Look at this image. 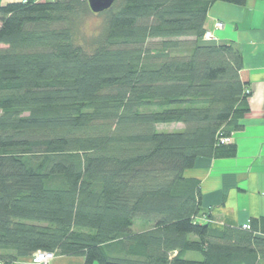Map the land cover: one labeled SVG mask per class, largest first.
<instances>
[{"label":"trees","instance_id":"obj_1","mask_svg":"<svg viewBox=\"0 0 264 264\" xmlns=\"http://www.w3.org/2000/svg\"><path fill=\"white\" fill-rule=\"evenodd\" d=\"M245 1L115 0L90 40L87 0L0 6V264L37 251L264 264L258 221L201 223L199 182L184 176L198 158L236 156L220 141L243 129L248 71L232 43L204 40V25L213 4Z\"/></svg>","mask_w":264,"mask_h":264},{"label":"crops","instance_id":"obj_2","mask_svg":"<svg viewBox=\"0 0 264 264\" xmlns=\"http://www.w3.org/2000/svg\"><path fill=\"white\" fill-rule=\"evenodd\" d=\"M19 0H0V6ZM42 1V0H40ZM220 22L223 28L214 29ZM205 31L214 44L232 43L248 71L251 96L243 129L231 136L236 145L232 159L198 158L187 178L199 182L201 206L198 221L210 228L241 227L258 221V234L264 237V0H246L241 6L215 3L208 10ZM13 264H30L19 258ZM49 264H84L80 257L56 255Z\"/></svg>","mask_w":264,"mask_h":264},{"label":"rangeland","instance_id":"obj_3","mask_svg":"<svg viewBox=\"0 0 264 264\" xmlns=\"http://www.w3.org/2000/svg\"><path fill=\"white\" fill-rule=\"evenodd\" d=\"M102 23H103L102 16L98 14L87 15L81 25V35L83 36V38L86 40H90L92 39V37L96 36L100 32ZM158 129L162 131H175V130L181 129V126L180 125H164V126H159ZM147 228H148V225L142 224L140 222H136L132 227V231L139 232ZM187 257L193 260L200 259L199 255L195 253L188 254Z\"/></svg>","mask_w":264,"mask_h":264},{"label":"built area","instance_id":"obj_4","mask_svg":"<svg viewBox=\"0 0 264 264\" xmlns=\"http://www.w3.org/2000/svg\"><path fill=\"white\" fill-rule=\"evenodd\" d=\"M222 28H223L222 23L217 22L214 24L215 30H220ZM204 40L212 41L213 35L211 33L207 32L204 36ZM230 142H231L230 138H224V139H221V141H220L221 144H226V143H230ZM242 228L246 229V230L249 229L248 223L242 225ZM54 258H55V255L52 252L37 251L29 258V262H30V264H49L50 262L53 261Z\"/></svg>","mask_w":264,"mask_h":264},{"label":"water","instance_id":"obj_5","mask_svg":"<svg viewBox=\"0 0 264 264\" xmlns=\"http://www.w3.org/2000/svg\"><path fill=\"white\" fill-rule=\"evenodd\" d=\"M115 0H87L89 10L93 14H100L108 10Z\"/></svg>","mask_w":264,"mask_h":264}]
</instances>
